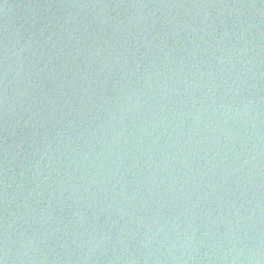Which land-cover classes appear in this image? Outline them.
Instances as JSON below:
<instances>
[{
	"label": "water",
	"instance_id": "95a60500",
	"mask_svg": "<svg viewBox=\"0 0 264 264\" xmlns=\"http://www.w3.org/2000/svg\"><path fill=\"white\" fill-rule=\"evenodd\" d=\"M2 264H264V0H0Z\"/></svg>",
	"mask_w": 264,
	"mask_h": 264
},
{
	"label": "snow or ice",
	"instance_id": "6c2138e0",
	"mask_svg": "<svg viewBox=\"0 0 264 264\" xmlns=\"http://www.w3.org/2000/svg\"><path fill=\"white\" fill-rule=\"evenodd\" d=\"M0 264H2V262H0Z\"/></svg>",
	"mask_w": 264,
	"mask_h": 264
}]
</instances>
